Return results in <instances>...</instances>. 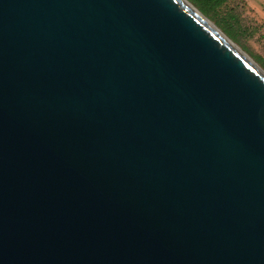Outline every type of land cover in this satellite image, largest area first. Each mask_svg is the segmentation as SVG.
<instances>
[{"label":"water","instance_id":"1","mask_svg":"<svg viewBox=\"0 0 264 264\" xmlns=\"http://www.w3.org/2000/svg\"><path fill=\"white\" fill-rule=\"evenodd\" d=\"M0 264H264V71L188 0H0Z\"/></svg>","mask_w":264,"mask_h":264},{"label":"rangeland","instance_id":"2","mask_svg":"<svg viewBox=\"0 0 264 264\" xmlns=\"http://www.w3.org/2000/svg\"><path fill=\"white\" fill-rule=\"evenodd\" d=\"M211 13L203 15L218 29L217 21L228 25L235 39L223 33L264 71V0H226Z\"/></svg>","mask_w":264,"mask_h":264},{"label":"trees","instance_id":"3","mask_svg":"<svg viewBox=\"0 0 264 264\" xmlns=\"http://www.w3.org/2000/svg\"><path fill=\"white\" fill-rule=\"evenodd\" d=\"M190 1L202 14L211 16V13L218 5L225 2L226 0H188ZM217 25L231 39H235L234 32L228 25L217 21Z\"/></svg>","mask_w":264,"mask_h":264}]
</instances>
